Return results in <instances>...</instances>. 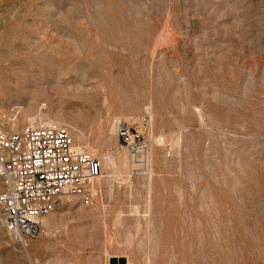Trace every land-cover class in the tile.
<instances>
[{"label": "rangeland", "instance_id": "1", "mask_svg": "<svg viewBox=\"0 0 264 264\" xmlns=\"http://www.w3.org/2000/svg\"><path fill=\"white\" fill-rule=\"evenodd\" d=\"M0 117L102 163L0 264H264V0H0Z\"/></svg>", "mask_w": 264, "mask_h": 264}, {"label": "built area", "instance_id": "2", "mask_svg": "<svg viewBox=\"0 0 264 264\" xmlns=\"http://www.w3.org/2000/svg\"><path fill=\"white\" fill-rule=\"evenodd\" d=\"M74 133L63 124L12 130L0 117V227L23 248L60 205L77 199L89 206L98 194L101 160L77 147ZM115 134L133 158L148 149V139L121 121Z\"/></svg>", "mask_w": 264, "mask_h": 264}, {"label": "bare ground", "instance_id": "3", "mask_svg": "<svg viewBox=\"0 0 264 264\" xmlns=\"http://www.w3.org/2000/svg\"><path fill=\"white\" fill-rule=\"evenodd\" d=\"M41 124H42V123H41ZM28 125H30V126H35L34 123H33V121H31L30 124H28ZM38 125H40V124H38ZM47 125H51V124H47ZM11 126H12V125H11ZM12 130H13V129H12ZM75 132H76V130H75ZM77 135H78L77 137H79V138L82 136V134H81L80 132H78ZM111 164H112V161L109 160V161H108V165L110 166Z\"/></svg>", "mask_w": 264, "mask_h": 264}]
</instances>
